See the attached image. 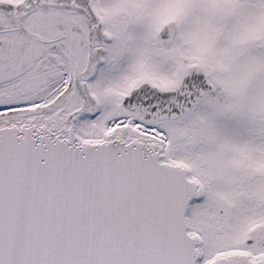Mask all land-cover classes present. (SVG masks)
Instances as JSON below:
<instances>
[{"label":"snow or ice","instance_id":"snow-or-ice-1","mask_svg":"<svg viewBox=\"0 0 264 264\" xmlns=\"http://www.w3.org/2000/svg\"><path fill=\"white\" fill-rule=\"evenodd\" d=\"M0 264H264V0H0Z\"/></svg>","mask_w":264,"mask_h":264}]
</instances>
